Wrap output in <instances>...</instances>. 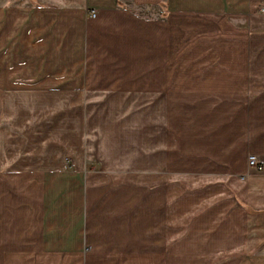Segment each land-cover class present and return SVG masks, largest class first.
<instances>
[{"label":"crops","instance_id":"crops-1","mask_svg":"<svg viewBox=\"0 0 264 264\" xmlns=\"http://www.w3.org/2000/svg\"><path fill=\"white\" fill-rule=\"evenodd\" d=\"M0 185V264H264V0H0Z\"/></svg>","mask_w":264,"mask_h":264},{"label":"rangeland","instance_id":"rangeland-1","mask_svg":"<svg viewBox=\"0 0 264 264\" xmlns=\"http://www.w3.org/2000/svg\"><path fill=\"white\" fill-rule=\"evenodd\" d=\"M134 10H135V12L140 13L142 16H148L150 14V9L148 7H141L140 8L138 6ZM20 100L21 99L18 98V97H16V96H14V97L9 96L8 99H7V102H8V110H9V115H10V121L13 120L12 123H10V126L11 125H14V122L15 121H18L19 114L16 112L17 111L16 106L18 105V103H20ZM29 100H32V99H29ZM56 100L58 102L60 101L58 99H56ZM41 101H42L41 102V110H44L43 106L47 105V101L45 99H41ZM43 102H46V103H43ZM41 114L44 115L45 112H42ZM48 116H50V117L55 116L56 117V122L59 124L60 127H61V125L64 124V119L66 117L65 113H63V109L60 110V111H58V113H56V114H53V113L51 115L50 114H47V116L46 117H43V118H47ZM46 120H48V119H45V121ZM42 123H43V121H42ZM10 131L11 132L13 131L11 129V127H10ZM68 164H69V162H68ZM68 164L66 163V165H68ZM0 192H1V185H0Z\"/></svg>","mask_w":264,"mask_h":264},{"label":"built area","instance_id":"built-area-1","mask_svg":"<svg viewBox=\"0 0 264 264\" xmlns=\"http://www.w3.org/2000/svg\"><path fill=\"white\" fill-rule=\"evenodd\" d=\"M88 15L90 16V17H94L95 15H96V11L95 10H91V11H89V13H88ZM248 164L250 165V166H252V167H256V168H260V166L258 165V162H257V158H256V156H254V155H250L249 157H248Z\"/></svg>","mask_w":264,"mask_h":264}]
</instances>
